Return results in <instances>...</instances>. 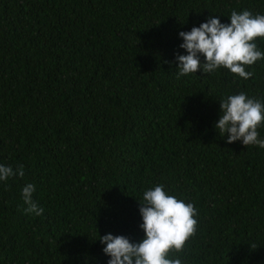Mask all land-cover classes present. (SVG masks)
<instances>
[{"label": "trees", "instance_id": "1", "mask_svg": "<svg viewBox=\"0 0 264 264\" xmlns=\"http://www.w3.org/2000/svg\"><path fill=\"white\" fill-rule=\"evenodd\" d=\"M234 10L264 0H0V163L25 168L0 184V264H107L100 235L141 240L157 184L198 210L169 258L264 264V149L215 128L228 95L264 98V61L176 75L179 32Z\"/></svg>", "mask_w": 264, "mask_h": 264}, {"label": "clouds", "instance_id": "2", "mask_svg": "<svg viewBox=\"0 0 264 264\" xmlns=\"http://www.w3.org/2000/svg\"><path fill=\"white\" fill-rule=\"evenodd\" d=\"M230 23H222L212 15L190 31H180L182 43L178 52L177 78L197 74H213L227 69L242 79H250L254 73L246 67L264 61V50L258 40H264V14L249 10L232 11ZM203 57V59H202ZM220 116L215 128L227 143L241 141L243 145L264 149V98L250 97L247 93L228 95L220 101ZM24 165L12 167L0 163V184L10 179L23 178ZM36 185L26 183L21 189L24 211L43 216L45 209L33 199ZM140 202L144 236L138 242L124 235L108 233L100 235L107 264H184L180 258H169L173 250L181 252L186 242L198 228V210L191 202L166 191L165 185L157 184L143 191Z\"/></svg>", "mask_w": 264, "mask_h": 264}]
</instances>
